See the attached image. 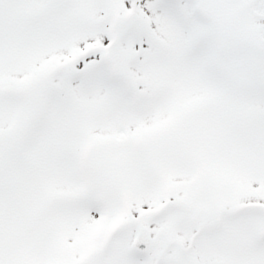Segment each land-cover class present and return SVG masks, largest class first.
<instances>
[{
    "label": "snow or ice",
    "instance_id": "6c2138e0",
    "mask_svg": "<svg viewBox=\"0 0 264 264\" xmlns=\"http://www.w3.org/2000/svg\"><path fill=\"white\" fill-rule=\"evenodd\" d=\"M0 264H264V0H0Z\"/></svg>",
    "mask_w": 264,
    "mask_h": 264
}]
</instances>
